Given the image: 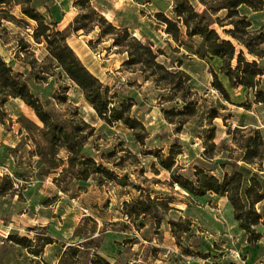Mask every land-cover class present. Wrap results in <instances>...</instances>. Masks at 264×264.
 Masks as SVG:
<instances>
[{"label":"rangeland","instance_id":"obj_1","mask_svg":"<svg viewBox=\"0 0 264 264\" xmlns=\"http://www.w3.org/2000/svg\"><path fill=\"white\" fill-rule=\"evenodd\" d=\"M75 1L33 0V6L62 31L82 13ZM90 5L115 27L149 45L156 62L175 75L162 80L163 71L129 63L127 52L113 47L110 38L98 39V26L88 34L68 36L66 42L81 63L108 87L110 106H130L129 116L144 126L145 132L136 129L145 135L138 142L122 123L107 124L97 116L50 57L46 44L32 39L35 22L24 18L19 26L3 23L0 56L13 73L26 82L33 99L55 122H66L68 130L79 129L84 137L81 156L126 177V183L103 173L83 180L77 169L70 171L63 148L51 157L44 125L33 109L9 97L0 107V264H86L97 255L110 264H264L263 224L255 227L260 239L250 246L225 197L195 196L172 182L173 177L193 180L195 168L221 179L238 166L264 185V142L253 163L242 161L246 138L259 142L254 130L264 141V105L255 104L254 89L232 87L219 59L192 55L199 38L182 36L180 44L165 33L156 15L172 19L171 1L90 0ZM12 13L22 18L19 8ZM240 14L250 27L243 31L239 24L235 35L261 53L264 0L260 11L242 7ZM214 28L233 42L236 52L242 50L245 59L264 69V55L261 59L249 55L217 25ZM20 40L29 44L27 50L20 47ZM261 79L264 86V75ZM53 159H58L56 172L48 168ZM169 164L170 170L164 168ZM85 166L91 171L89 164ZM147 195L170 209L150 207L151 215L128 219L124 203ZM255 209L264 220V200ZM10 236L29 242L22 247L8 240ZM46 238L52 243L44 246ZM86 238H93L98 248L86 245L88 250L79 253L77 262H59L64 245Z\"/></svg>","mask_w":264,"mask_h":264},{"label":"trees","instance_id":"obj_2","mask_svg":"<svg viewBox=\"0 0 264 264\" xmlns=\"http://www.w3.org/2000/svg\"><path fill=\"white\" fill-rule=\"evenodd\" d=\"M169 1L172 2L173 18L169 19L163 13L156 15L158 21L165 26V33L180 44L183 43L180 41L182 36H185L188 40H192L195 37L199 38L200 42L196 49L190 51L191 54L199 58L219 59L222 63L221 72L227 78L229 84L232 87L242 86L247 89H254L253 100L255 104L264 105V86H261L264 69L260 67L257 61L245 59L242 50L236 52L233 42L230 39L222 38L214 28V25H217L222 29L225 36L230 37L243 46L249 55L261 59L264 51L261 53L256 51V53L250 42L242 40L235 35V30L238 29L239 24H241L243 31L250 27V22L247 21L246 17L241 16L240 8L247 7L254 12L260 11L263 7V0H196V5L190 0ZM74 4L82 10V13H79L67 28L59 31L56 30L55 25L53 26L46 22V17L33 6V0H0V27L4 22L17 26L23 25L25 23L24 18L35 22L36 26L31 34L32 39L35 43L44 42L46 44L50 57L81 90L85 100L93 108L97 116L107 124L122 123L134 132L138 142H142L145 135H139L136 133V129L140 128L145 132V128L138 120L129 116L130 106H126L123 103L118 107L110 106L108 87L101 84L86 69L68 46L66 40L72 33L83 31L88 34L98 26L101 29L98 39L110 38L113 47L127 52L129 63L141 64L151 70L163 71L164 77H162V80L173 77L175 74L167 71L163 65L156 62L157 54L151 50L149 45L142 44L140 41L130 37L127 29L115 27L101 14L97 13L91 7L90 0H76ZM16 8H19L22 18H18L12 13ZM220 12H224L223 17L218 16ZM89 22L91 25L88 24ZM227 25H233L234 30L224 29ZM1 30L6 31L5 28ZM20 47L27 50L29 44L20 40ZM233 61L235 62L234 66H232ZM177 86L179 88L180 85ZM216 88L219 91H223L220 83H217ZM9 97L19 98L33 109L39 121L44 125L51 157L56 158L58 148H63L68 154V169L70 171L77 169L76 172L81 174L83 180L90 175L95 176L103 173L110 180H116L122 185L126 183V177H118L93 159H85L81 156L84 137L78 134L79 129L68 130L65 126L66 122H55L51 115L41 108L38 101L33 99L26 82L18 74H14L12 68L0 56V107ZM254 133L259 138V142L247 137L245 144L242 146L244 149L242 161L245 164L253 163V159L258 155L259 147L264 142L259 137L260 132L258 130H254ZM87 164L91 166V171L88 166H85ZM48 168L53 170L51 172H56L59 168L58 159L51 160V165ZM164 168L170 170L171 166L170 164L164 165ZM172 182L195 196H204L207 193H211L225 197L232 208L233 217L237 222L238 228L247 235L248 244L252 246L260 239L255 227L259 224L264 225V220L262 215L255 209V205L264 200L262 179H258L256 176L247 177L245 169L235 166L230 174H224L221 179L209 175L200 168H195L193 180L173 177ZM123 206L126 208L124 213L128 219L151 215L150 207L163 210L170 209L165 203L154 202L149 195L144 197V199H135L131 203L125 202ZM129 207L131 209L127 211ZM45 229L44 227L41 230L44 231ZM8 240L14 241L22 247H25L29 242L26 237L19 239L10 236ZM51 243L52 239L46 238L43 245ZM86 245H93L96 248L99 246L93 238H86L84 241L68 246L64 245L59 262L65 259H69L70 263L77 262L79 253L81 254L88 250ZM86 264L110 263L97 255L95 261H88Z\"/></svg>","mask_w":264,"mask_h":264},{"label":"crops","instance_id":"obj_3","mask_svg":"<svg viewBox=\"0 0 264 264\" xmlns=\"http://www.w3.org/2000/svg\"><path fill=\"white\" fill-rule=\"evenodd\" d=\"M92 1V0H91ZM111 22V21H110ZM68 39V38H67Z\"/></svg>","mask_w":264,"mask_h":264}]
</instances>
